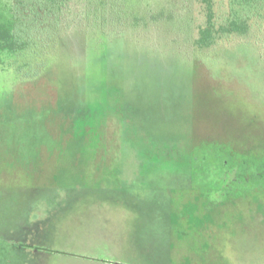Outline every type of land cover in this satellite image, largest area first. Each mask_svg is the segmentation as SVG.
Wrapping results in <instances>:
<instances>
[{
    "label": "rangeland",
    "instance_id": "1",
    "mask_svg": "<svg viewBox=\"0 0 264 264\" xmlns=\"http://www.w3.org/2000/svg\"><path fill=\"white\" fill-rule=\"evenodd\" d=\"M56 3L20 10L61 34L39 76L0 52V264H264V192L208 206L190 171L206 153L264 161L248 37L193 51L198 0Z\"/></svg>",
    "mask_w": 264,
    "mask_h": 264
},
{
    "label": "trees",
    "instance_id": "2",
    "mask_svg": "<svg viewBox=\"0 0 264 264\" xmlns=\"http://www.w3.org/2000/svg\"><path fill=\"white\" fill-rule=\"evenodd\" d=\"M198 1L202 5L203 24L197 25V34L189 48L200 53H207L215 47L222 46L225 40L248 37L237 44H247L253 47L258 58L264 62L258 44L252 41V36L251 38L248 36L251 28L257 30L260 33L259 37L264 39V0H224L226 10L221 21L216 16L213 0ZM56 2L57 0H14V6L9 8L8 19L0 21V52L12 57L11 67L17 77L29 80L39 76L45 69L50 52H53L51 50L56 48H52L55 42L54 36L59 38L61 36L59 32L46 30L43 31L45 35L42 39V31L30 21L32 19L20 13L21 8H26L31 12L39 9L54 13ZM132 25L131 29L134 30L142 27L134 23ZM146 25H148L147 21L145 27ZM149 25L158 26L159 24L155 21ZM196 159L194 157L192 162L194 168L197 166ZM239 160L243 167H257L258 169L264 167V161L257 162L254 158H240ZM254 175V180L251 182H261L258 180L259 174Z\"/></svg>",
    "mask_w": 264,
    "mask_h": 264
},
{
    "label": "flooded vegetation",
    "instance_id": "3",
    "mask_svg": "<svg viewBox=\"0 0 264 264\" xmlns=\"http://www.w3.org/2000/svg\"><path fill=\"white\" fill-rule=\"evenodd\" d=\"M220 155L212 154L210 156L206 153L197 158L195 168L192 164L190 167L191 180L193 179L192 182H195L199 187L197 191L203 194L208 206L227 203L233 205V202L236 203V199H246V196L251 192H264V167L259 169L243 167L238 157H233V153ZM254 174H259L258 180L261 182H251L254 180ZM217 199L223 201L219 202Z\"/></svg>",
    "mask_w": 264,
    "mask_h": 264
}]
</instances>
